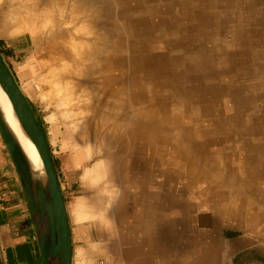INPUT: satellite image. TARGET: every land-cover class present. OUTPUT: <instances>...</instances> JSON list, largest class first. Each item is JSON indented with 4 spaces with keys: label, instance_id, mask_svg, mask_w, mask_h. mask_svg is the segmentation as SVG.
<instances>
[{
    "label": "rangeland",
    "instance_id": "374dc122",
    "mask_svg": "<svg viewBox=\"0 0 264 264\" xmlns=\"http://www.w3.org/2000/svg\"><path fill=\"white\" fill-rule=\"evenodd\" d=\"M25 1L0 0V20ZM34 1L37 40L0 25V48L47 132L72 232L80 229L75 264H264L259 229L213 192L215 183L237 203L264 198V0ZM79 10L85 36L97 30L102 64L85 81L97 102L124 99L127 122L141 115L162 140L157 150L112 118L94 123L59 105L46 82L24 87L26 71L29 81L46 74L53 53H65L60 32L79 27ZM19 13L33 19L25 6Z\"/></svg>",
    "mask_w": 264,
    "mask_h": 264
},
{
    "label": "bare ground",
    "instance_id": "6f19581e",
    "mask_svg": "<svg viewBox=\"0 0 264 264\" xmlns=\"http://www.w3.org/2000/svg\"><path fill=\"white\" fill-rule=\"evenodd\" d=\"M23 6L26 8V12L29 11V13L33 15V19L24 18V14L20 15L19 12ZM40 9L41 8L36 1L27 0L23 5L15 7L12 21H6V19L4 20L2 18L0 20V25L4 27L5 32L8 34H12L16 31H29L30 34L33 35L34 41H36L39 36V31L43 27V25L41 26L38 23L39 19L43 18V13L39 12ZM74 18L80 20L79 27L75 30L65 29L60 32V35L64 37L65 41H67L64 43L66 45L65 53H61L62 55L59 56L56 52H52L54 56H51L50 62H46L48 68L46 74L36 75L29 81V78L32 77L33 71H26L25 79L27 81L24 87L29 93H32L34 80H36V84L46 82V86L49 87L51 95L59 96L61 94L63 96V100L58 99L59 105L72 104L74 109H81L83 112L93 113L95 116V119H93L94 123H97L98 121L106 122L107 119L112 118L117 124H120L121 128L123 127V133L126 131L131 132L132 134L137 135L136 137L141 141L143 140L146 144H154L153 147L157 150V147L162 143V140L151 134L141 115L136 116V118L130 122L125 120V116L128 113V107L124 99H116L114 96L112 97L110 94H107L108 96L105 98L103 97L101 101L97 102V94L85 80L86 78L91 77L97 81L96 70H99L102 64L99 59V62L93 60L94 52L92 51V44L98 42L99 36L95 33V31H97L95 27L90 31L95 34L93 37H86L81 31L85 28L89 29L85 10H79V15ZM44 26L46 27V25ZM76 40H78L79 43H77ZM107 104H110V106L106 111H102V109L99 108L104 106L107 107ZM0 107L8 125L14 132L19 144L30 160L31 165L36 171L43 173V166L38 151L18 121L11 102L7 94L3 91L1 85ZM119 111L122 114L120 119ZM124 111L125 115L123 117ZM96 164L98 165L99 163L97 162L94 165L95 168H98V166L96 167ZM193 170L197 175L203 176V174H206L203 168H198L197 166H195V168L193 167ZM213 187L215 188L213 189V192H216L221 199V205L223 204L232 216L240 219L245 227L252 225L259 229L260 238L261 240H264V207L260 206L261 204L264 205V198L260 199L255 196L248 200H238L239 202L237 203V200L231 199L229 193L224 191L221 187H217L215 183H213ZM242 206H244V208ZM77 215L78 218L81 219H84V216H86L84 211H80Z\"/></svg>",
    "mask_w": 264,
    "mask_h": 264
},
{
    "label": "water",
    "instance_id": "95a60500",
    "mask_svg": "<svg viewBox=\"0 0 264 264\" xmlns=\"http://www.w3.org/2000/svg\"><path fill=\"white\" fill-rule=\"evenodd\" d=\"M0 85L18 121L34 143L43 166V173L33 168L0 107V133L15 164L31 210L42 264H74L72 227L47 132L1 48Z\"/></svg>",
    "mask_w": 264,
    "mask_h": 264
},
{
    "label": "crops",
    "instance_id": "0c3cea01",
    "mask_svg": "<svg viewBox=\"0 0 264 264\" xmlns=\"http://www.w3.org/2000/svg\"><path fill=\"white\" fill-rule=\"evenodd\" d=\"M78 238H80V229L76 228L75 231L73 230L74 250ZM0 264H42L31 210L1 133Z\"/></svg>",
    "mask_w": 264,
    "mask_h": 264
},
{
    "label": "built area",
    "instance_id": "2783aa9c",
    "mask_svg": "<svg viewBox=\"0 0 264 264\" xmlns=\"http://www.w3.org/2000/svg\"><path fill=\"white\" fill-rule=\"evenodd\" d=\"M97 264H115V263H111L108 262L107 260L101 259Z\"/></svg>",
    "mask_w": 264,
    "mask_h": 264
},
{
    "label": "flooded vegetation",
    "instance_id": "af4514ba",
    "mask_svg": "<svg viewBox=\"0 0 264 264\" xmlns=\"http://www.w3.org/2000/svg\"><path fill=\"white\" fill-rule=\"evenodd\" d=\"M255 254H258L259 256H262L263 254L262 253H260V252H254Z\"/></svg>",
    "mask_w": 264,
    "mask_h": 264
},
{
    "label": "trees",
    "instance_id": "16d2710c",
    "mask_svg": "<svg viewBox=\"0 0 264 264\" xmlns=\"http://www.w3.org/2000/svg\"><path fill=\"white\" fill-rule=\"evenodd\" d=\"M1 47V46H0Z\"/></svg>",
    "mask_w": 264,
    "mask_h": 264
}]
</instances>
